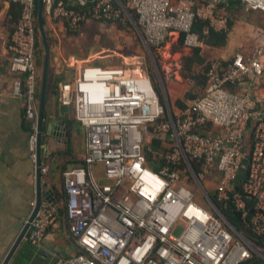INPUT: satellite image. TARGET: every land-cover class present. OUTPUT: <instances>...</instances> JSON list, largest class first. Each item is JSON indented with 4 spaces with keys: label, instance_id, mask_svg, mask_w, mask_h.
I'll return each instance as SVG.
<instances>
[{
    "label": "built area",
    "instance_id": "built-area-1",
    "mask_svg": "<svg viewBox=\"0 0 264 264\" xmlns=\"http://www.w3.org/2000/svg\"><path fill=\"white\" fill-rule=\"evenodd\" d=\"M9 1L22 9L11 70L18 76L13 93L24 104L35 165L38 3ZM69 1L72 6L43 0L45 16L77 33L99 20L125 28L132 25V12L155 50L174 33L188 49L206 48L195 22L208 23L205 33H227L230 17L223 6L264 13V0H93L92 6ZM263 84L264 44L230 61L212 58L204 93L174 112V120L140 58L125 66L85 65L74 82L61 85L59 101L73 110L86 145L83 164L63 172L65 212L79 252L55 264H241L260 255L214 206L208 187L211 183L219 201L248 218L256 234L264 233ZM96 165L103 167V178L96 176ZM41 171L47 175V166ZM193 180L204 204L196 200ZM58 209L42 203L30 243L43 241Z\"/></svg>",
    "mask_w": 264,
    "mask_h": 264
},
{
    "label": "crops",
    "instance_id": "crops-1",
    "mask_svg": "<svg viewBox=\"0 0 264 264\" xmlns=\"http://www.w3.org/2000/svg\"><path fill=\"white\" fill-rule=\"evenodd\" d=\"M237 6L242 7L232 4L230 7L223 6L222 10L230 17L229 11ZM21 14L22 9L19 5L9 0H0V264L5 262L23 232L37 198V178L35 165L29 159V126L24 119V104L13 93L14 82L18 76L11 70L13 58L11 45ZM45 20L46 30L53 40L68 38L73 34L63 23L54 22L47 16ZM232 31L233 29H229L227 32L231 34L228 35L229 38L224 46H207L202 49V55L205 56L206 53L208 59L203 62L204 79L198 82L195 95L184 99L181 97V92L176 93L171 90L173 101L180 99L188 105L192 99L204 93L206 72L212 58L230 61L237 51L251 54L255 48L264 44L263 29H254V32L248 33L238 44L232 39ZM173 35L177 36L180 42L179 35L177 33ZM55 47L53 45L52 50L50 49L47 85L53 87L50 92L46 86L44 134L49 121L54 120L63 124L61 134H64V137L59 139L44 135L42 165L47 166L48 174L42 179V194L43 203L58 205V214L43 241L36 245L32 244L29 242L28 234L10 264H55L59 259L74 256L79 252V246L69 232L65 212L63 172L82 165L86 132L75 120L73 110L61 105L59 94L61 85L74 82L85 64L78 60L65 61L60 51L61 47L59 49ZM57 79L60 80L59 84L55 82ZM40 89L41 74L38 68V110ZM236 91L241 90L236 89ZM259 93L264 95V84ZM79 132L83 134V139L79 143V151H76L74 144H77Z\"/></svg>",
    "mask_w": 264,
    "mask_h": 264
},
{
    "label": "rangeland",
    "instance_id": "rangeland-1",
    "mask_svg": "<svg viewBox=\"0 0 264 264\" xmlns=\"http://www.w3.org/2000/svg\"><path fill=\"white\" fill-rule=\"evenodd\" d=\"M229 14L230 23L232 22L230 29H233L231 36L237 44L240 40L246 38L248 33L254 32V29L264 30V13L257 11L247 12L244 8L237 6L230 10ZM230 34H227L226 42ZM38 40L42 43L40 34L38 35ZM53 45L56 46V49L61 47L60 51L63 53L65 61L72 62L78 60L85 65L97 64L99 66L104 65L103 67L125 66L128 62L132 61L133 57L140 58L143 67L151 75L162 102L165 103L163 87L153 62L154 59L161 75L165 92L169 99H171L172 107L177 106V102L181 100L175 99L173 101L171 90L176 93L181 92V97L184 99H189L195 95L198 82L204 79L203 62L208 59L206 53L204 54L205 56L202 55L201 50L200 59H202V62L199 63L197 61L193 63L192 60L196 59L194 50L181 45L175 35H171L168 42L162 48L156 50H152L151 48L152 52L150 53L147 45L141 38L140 32L133 25L129 24V26L124 28L119 27L116 23L102 20L88 22L80 31L73 33L68 38L54 39ZM240 52L237 51L238 54ZM44 54L45 50L41 54L43 59ZM42 65L43 60L41 61V65H38L40 74ZM82 139L83 134L79 132L77 144H74L76 151H79V143L82 142ZM74 146L72 145V149H74ZM102 171V166H95V174L98 178H103ZM193 184L197 187H194L196 200L204 204L201 189H198L195 180H193ZM208 192L209 194L214 192V186H211V183L208 187Z\"/></svg>",
    "mask_w": 264,
    "mask_h": 264
},
{
    "label": "water",
    "instance_id": "water-1",
    "mask_svg": "<svg viewBox=\"0 0 264 264\" xmlns=\"http://www.w3.org/2000/svg\"><path fill=\"white\" fill-rule=\"evenodd\" d=\"M127 13L129 14V12H127ZM130 19H131L132 25L138 31V27L135 23V20L131 15H130ZM38 24H39V28H40V33H41L43 45H44L45 54H44L42 73H41V89H40L38 121H37V143H36L37 161L35 164V174H36V178H37V198H36V202H35L33 211L29 217V221L27 222L23 232L21 233L20 237L18 238L17 242L15 243L14 247L10 251L7 259L5 260V262L3 264H10V262L14 258L19 247L22 245L23 241L27 238V236L29 234V230L31 228V224L34 221L38 212L40 211L41 205L43 203V194H42L43 174L41 171V166H42V144H43V140H44V135H47L51 138H59V139L64 137V134H61L63 132V124L59 123L58 121H54V120L49 121L47 131L44 134V117H45L44 115H45V101H46L45 98H46L47 75H48V70H49V59H50V55H51V50H50V45L48 42L47 32H46V28H45V14H44V2H43V0H38ZM140 35H141L142 40L146 44L145 39L141 33H140ZM147 47L149 49V52L151 53L152 52L151 48L148 45H147ZM153 62H154L155 67L158 71V75L160 76V79H161V75L159 74V70H158V67H157L154 59H153ZM162 87H163V93H164V97H165L164 101H165V106H166L167 112H168L169 116L171 117V119L174 120V112L172 109L171 101H170L169 97L167 96V94L165 92V88L163 85H162ZM210 199L213 202L214 206L217 208V205L214 203L213 199L212 198H210ZM259 253H260L259 256H261L264 259V253L263 252H259Z\"/></svg>",
    "mask_w": 264,
    "mask_h": 264
},
{
    "label": "trees",
    "instance_id": "trees-1",
    "mask_svg": "<svg viewBox=\"0 0 264 264\" xmlns=\"http://www.w3.org/2000/svg\"><path fill=\"white\" fill-rule=\"evenodd\" d=\"M64 3H67L68 6H72V4H70L69 0H61ZM88 1V6H92V1L93 0H87ZM38 3V0H37ZM38 14V11H37ZM131 15L133 18H135V15L131 12ZM232 24V22L230 23V25ZM119 27H122L121 25L118 24ZM208 27V23L203 21V20H197L195 22L194 25V32L198 33L200 35V37L205 41V43L210 46V47H221L224 46L226 44V36L227 33H219V32H215L212 29H209L208 33H205V28ZM45 28H46V20H45ZM36 29H37V51H36V61H37V66L41 65V61L43 60V57H41L42 52L44 51V45H43V41L42 43L39 42L38 40V35L40 33V28H39V24L37 21V25H36ZM47 32V37H48V42L50 45V49L52 50V46H53V39L52 37L48 34ZM42 38V37H41ZM180 43H183V37L181 36L180 38ZM41 45V48H40ZM154 48H152L153 50ZM155 50V49H154ZM194 54L196 59H193V63L195 62H202V59H200V54H201V49H195L194 50ZM97 65V64H96ZM85 66V65H84ZM104 66V65H101ZM57 84L60 83V80L57 79L55 81ZM55 83V84H56ZM53 86H49L47 85V89L51 92ZM188 105L184 104L182 101H178L177 102V106H173V112H176L180 109H184L186 108ZM157 143H159L157 141ZM83 164V163H82ZM154 168H157V166H155L154 164L152 165ZM198 170V167L196 166V171ZM210 196L212 197L213 201L218 205V207L222 210V212L224 213V215L226 216V218L230 221V223L238 230L240 231L242 234H244L249 240H251L254 245L259 248L263 253H264V233L263 234H256L248 225V218L244 219L242 216V213L240 211H238L237 209H235V207L231 204L225 205L224 203H222L221 201H219L217 199V197L214 195V193H210ZM241 264H264V259L259 256L256 253H253V256L244 261Z\"/></svg>",
    "mask_w": 264,
    "mask_h": 264
},
{
    "label": "bare ground",
    "instance_id": "bare-ground-1",
    "mask_svg": "<svg viewBox=\"0 0 264 264\" xmlns=\"http://www.w3.org/2000/svg\"><path fill=\"white\" fill-rule=\"evenodd\" d=\"M134 58H137V57H133V59H134ZM128 63H130V62H128Z\"/></svg>",
    "mask_w": 264,
    "mask_h": 264
}]
</instances>
